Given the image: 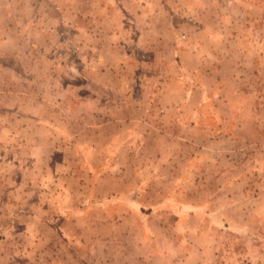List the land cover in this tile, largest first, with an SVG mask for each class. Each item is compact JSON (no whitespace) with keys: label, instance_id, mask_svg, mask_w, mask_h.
Segmentation results:
<instances>
[{"label":"rangeland","instance_id":"374dc122","mask_svg":"<svg viewBox=\"0 0 264 264\" xmlns=\"http://www.w3.org/2000/svg\"><path fill=\"white\" fill-rule=\"evenodd\" d=\"M0 264H264V0H0Z\"/></svg>","mask_w":264,"mask_h":264},{"label":"crops","instance_id":"0c3cea01","mask_svg":"<svg viewBox=\"0 0 264 264\" xmlns=\"http://www.w3.org/2000/svg\"><path fill=\"white\" fill-rule=\"evenodd\" d=\"M94 14H96V16L98 15V19H100L99 18V15L101 16V15H104L105 14V12L102 10V11H99L98 10V12H95ZM97 22H98V20H97ZM232 43H234V42H232ZM179 52V51H178ZM227 142H231V143H234L235 142V139H234V136H229V137H227Z\"/></svg>","mask_w":264,"mask_h":264}]
</instances>
